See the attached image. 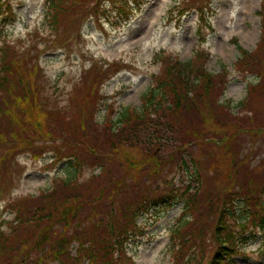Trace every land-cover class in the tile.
<instances>
[{"label": "trees", "instance_id": "1", "mask_svg": "<svg viewBox=\"0 0 264 264\" xmlns=\"http://www.w3.org/2000/svg\"><path fill=\"white\" fill-rule=\"evenodd\" d=\"M260 1L259 16L263 22L260 45L254 52L240 48L235 63L237 69L253 71L258 78L257 83L247 84L250 98L264 97V68L256 65L264 51V0ZM144 2L45 0L47 31L38 35L42 46L35 50L33 60L17 54L13 40L4 39L1 43L0 161L20 151L28 152L34 159L49 153L47 166L54 168L61 163L66 174L64 178L55 176L53 185L35 196L4 198L3 211L13 216L0 219V264H80L85 258L91 264H124V260L130 259L125 245L143 231L137 218L157 207L169 208L178 202H183V209L179 226L171 234L172 264H233V257L241 254L247 235L255 230L264 231V179L257 180L261 179L259 163L251 165V157L236 159L229 152L236 146L234 134L244 129L260 134L264 122L256 115L254 118L239 115L230 109L229 100L218 99L225 93L227 72H210L205 67L206 53L197 51L187 61L173 54H160L159 71L151 75V85L141 95V109L124 107L115 119H107V129H99L93 119L95 104L103 96L96 89L101 81L122 70L121 61L103 64L91 60L80 71L74 92L60 105L55 104L52 96L43 95V86L38 83L43 77L39 64L43 52L69 46L79 36V22L84 17L127 20ZM175 5L169 10L175 8L180 16L191 9L199 14L206 7L201 0H178ZM202 15L196 22L199 28L205 19ZM70 16L76 27L67 30ZM168 16L173 17L171 13ZM10 17L12 20L11 6L0 0L2 38H5L4 19ZM79 96L85 101L79 100L75 105ZM242 101L238 105L244 108L248 100ZM108 107L109 117L113 116V108ZM240 120L247 125L242 126ZM208 124L213 125L216 134L208 133ZM215 135L222 143L218 147L221 156L230 154L231 178H241L240 184L222 193L220 207L211 208L207 202L197 201L198 195L193 203L187 201L190 183L185 189L166 184L164 189L146 187V191L138 183V187L129 188L131 182L127 181L126 173L150 174L161 164L162 158L148 154L160 146L170 148L174 154L179 152L176 164L185 166V175L198 185L191 192H197L201 187L198 178L203 175L197 174L199 166L191 156L185 159L180 153L187 144H207ZM143 145L146 150L143 162L126 152L127 148ZM87 169L99 171L91 172L84 181L76 180ZM124 169L126 172L122 174ZM123 181L127 185H122ZM83 184L86 186L82 187ZM211 187L212 184L208 188ZM215 194L209 193L207 197L215 198ZM212 215L216 216V222H205ZM208 223H213V230L207 234L203 230L209 228ZM73 243L77 244L74 254L69 249ZM207 243L211 245L209 256L206 261H198V254L204 253L201 248Z\"/></svg>", "mask_w": 264, "mask_h": 264}, {"label": "rangeland", "instance_id": "2", "mask_svg": "<svg viewBox=\"0 0 264 264\" xmlns=\"http://www.w3.org/2000/svg\"><path fill=\"white\" fill-rule=\"evenodd\" d=\"M175 1L178 0H145L127 20L114 21L112 18L97 20L84 17L79 22L81 25L78 29L79 36L74 37L69 46H64L54 52H43L40 55L39 64L43 77L38 83L43 86L41 88L43 95L52 96L55 104L60 105L74 92L80 71L92 63L91 60L100 61L103 64L121 61L119 63H121L122 70H119V73L113 77L101 81L96 89L97 93L102 94L104 98L100 96L102 99L97 105L95 104L93 114L96 116L94 115L93 119L94 122L97 121L99 129H107V119L109 121L111 118L115 119L124 107L141 109V95L151 85V75L159 71L158 57L160 54H173L181 61H187L193 58L195 52L201 51L207 54L205 67L210 72L221 70L227 72L226 90L224 95L218 99L222 102L229 100L228 104L233 112H239V115L249 118H254L256 115L260 121L264 122V97H253L252 95L250 98L247 94V84L258 81L256 74L250 70L241 71L235 65L240 57V48L254 52L260 45L263 24L259 16L261 1L201 0V4L206 7L199 12L200 17L203 14L205 18L200 28L196 25L199 14L194 9L181 13V16L177 15L175 8L170 12L169 9L176 6ZM6 2L8 6H11L13 18L12 20L11 17L4 19L5 25L2 29L5 38L0 36V45L4 39L13 40L15 48L18 47L17 54L29 56L33 60L35 50L42 46L38 35L44 30L47 31L44 16L45 0H6ZM168 13H171L173 17L168 16ZM72 19L73 16L67 18V30L76 27V21ZM262 54L263 58L261 57L256 64L261 70L264 68V51ZM93 95L96 96V94ZM79 100L82 102L85 98L77 97L74 104L77 105ZM246 100L248 102L244 108L238 105L239 102ZM109 105L114 111L113 116L110 115V117ZM239 122L242 126L247 125V122L242 120ZM212 127L213 125H210L208 133H215ZM243 131L234 134L236 146L229 152L236 159L251 157V165L259 163L257 169L261 173L259 176L261 179L257 180H263L264 130L260 134L246 129ZM221 144L220 139L215 135L207 144L197 142L187 144L185 150L183 149L180 153L185 155L184 158L191 156L195 164L199 166L197 174L203 175L198 178L201 187L197 192H191L198 185L185 175V166L176 164L179 152L174 154L170 148L161 149L160 146H156L157 150H154V153L148 154L162 158L158 160H161V164L150 174L126 173L129 175L127 181L131 182L129 188L132 190L139 184L145 187V190L146 187L150 189L156 186L164 189L166 184H171L175 187L185 186L183 188L185 189L190 183L192 189L187 194V201L193 203L198 195L197 201H205L211 208L220 207L219 202L224 197L222 193L240 184L238 181L241 180L235 176L231 178L229 172L231 157L229 152L221 156L218 152ZM144 151L146 152L144 145L126 149L131 158L137 157L142 162L144 161L142 158L145 157L142 155ZM48 155L49 153L34 159L28 152L20 151L14 155H6L0 161V219L8 220L13 216L10 212L3 211L4 198L28 194L35 196L40 191L49 189L53 185L52 179L55 176L64 178L65 165L60 163L54 168L53 165L47 166ZM98 171L99 169L93 171L87 169L80 175L78 174L76 180L84 181L91 175V172L98 174ZM125 172L124 169L122 174ZM210 184L212 187L208 188ZM122 185H127V182L123 181ZM85 186L86 184L82 185V187ZM209 193H216L215 198L209 199ZM186 207L189 212L191 207L189 205ZM182 209L183 202H178L169 208L157 207L139 216L138 223L143 227V231L137 233L125 245L130 259L122 263L172 264L174 242L171 234L176 230V226H179ZM215 217L212 215L205 222H216ZM213 223L210 225L208 223L209 228H205L203 232L213 230ZM247 236L243 248L240 249L241 254L233 257V264H264V231L255 230L252 235ZM213 241L211 238V245ZM211 245L207 243L206 247L201 248L205 251L202 255L198 254V261L207 260ZM76 248L77 244L73 243L69 248L70 252L74 254ZM52 264H57V262H52ZM80 264L91 263L85 258Z\"/></svg>", "mask_w": 264, "mask_h": 264}]
</instances>
